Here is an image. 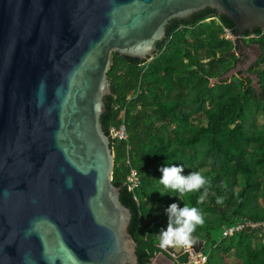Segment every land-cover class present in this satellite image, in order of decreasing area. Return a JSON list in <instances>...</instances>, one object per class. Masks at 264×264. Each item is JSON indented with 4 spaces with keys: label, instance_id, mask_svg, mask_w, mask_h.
I'll return each mask as SVG.
<instances>
[{
    "label": "water",
    "instance_id": "95a60500",
    "mask_svg": "<svg viewBox=\"0 0 264 264\" xmlns=\"http://www.w3.org/2000/svg\"><path fill=\"white\" fill-rule=\"evenodd\" d=\"M206 9L233 24L246 66L261 56L242 36L264 30V0H0V264H138L100 122L107 74L113 54L153 60L170 22ZM246 66L210 84L239 73L258 91Z\"/></svg>",
    "mask_w": 264,
    "mask_h": 264
},
{
    "label": "trees",
    "instance_id": "16d2710c",
    "mask_svg": "<svg viewBox=\"0 0 264 264\" xmlns=\"http://www.w3.org/2000/svg\"><path fill=\"white\" fill-rule=\"evenodd\" d=\"M219 23L235 34L226 17L206 9L170 22L149 62L113 54L100 122L106 136L125 128V141L110 138L111 183L130 211L128 233L138 264H149L161 252L159 232L173 202L201 210L205 223L192 235L204 242L206 264H264V231L245 228L223 237L238 223L264 222V126L255 124L258 114L264 117V36L244 41L262 52L254 67L258 91L250 79L236 76L211 85L236 62V47L223 38ZM171 163L183 166L181 175L199 171L209 179L202 203L197 201L203 189L178 199L158 182L160 167ZM132 171L138 184L129 191ZM185 262L186 255L177 259Z\"/></svg>",
    "mask_w": 264,
    "mask_h": 264
},
{
    "label": "clouds",
    "instance_id": "9594fccd",
    "mask_svg": "<svg viewBox=\"0 0 264 264\" xmlns=\"http://www.w3.org/2000/svg\"><path fill=\"white\" fill-rule=\"evenodd\" d=\"M161 175L158 182L166 189L177 193L178 199L186 194L198 192L203 189L197 203H202L208 195L209 179L199 171H190L188 175H181L183 166L173 164L163 165L159 169ZM217 203H222V198H217ZM166 214L168 223L159 232L162 247L191 246L194 242L193 233L197 226L205 223L201 210L188 204L180 207L177 202L171 203Z\"/></svg>",
    "mask_w": 264,
    "mask_h": 264
},
{
    "label": "built area",
    "instance_id": "2783aa9c",
    "mask_svg": "<svg viewBox=\"0 0 264 264\" xmlns=\"http://www.w3.org/2000/svg\"><path fill=\"white\" fill-rule=\"evenodd\" d=\"M219 26H221L220 23H219ZM222 30H223V38L226 40H229L233 43L235 36L230 32V30L225 29L224 27H222ZM262 36H264V30L261 31L260 34H249L248 36L243 35L242 39L244 41H248V40L258 39ZM109 137L113 140L125 141L126 140V133H125L124 126H120L118 129H111ZM127 180H128L127 188L129 191H132L138 184L136 173L134 171H132L131 175L128 177ZM245 228H251L254 230L264 231V222L252 223V222L246 221V222L238 223L235 226L226 228L223 231V237H230L233 234L244 230ZM182 255H186V262L184 264H206V262H207V259L203 255L202 252L195 254L193 252V250L190 249L189 246L183 247V254Z\"/></svg>",
    "mask_w": 264,
    "mask_h": 264
},
{
    "label": "flooded vegetation",
    "instance_id": "af4514ba",
    "mask_svg": "<svg viewBox=\"0 0 264 264\" xmlns=\"http://www.w3.org/2000/svg\"><path fill=\"white\" fill-rule=\"evenodd\" d=\"M250 33H252V32H250ZM245 45H253V44L249 43V42H246ZM233 52H234V56L236 58V62L234 63L233 68L234 67L245 68V66L247 64L246 61L250 60V56H249L250 55V51L248 53H242L241 54V53H239L238 49L235 48ZM259 58L260 57H258L254 62H251V64H248L246 66L247 67V69H246V73L247 74H254V67H255L257 61L259 60ZM246 79H248V78H246ZM157 255L155 257H157ZM155 257H154V259H155ZM151 263H152V261L149 264H151ZM159 264H168V260H166V259L165 260H161L159 262Z\"/></svg>",
    "mask_w": 264,
    "mask_h": 264
},
{
    "label": "rangeland",
    "instance_id": "374dc122",
    "mask_svg": "<svg viewBox=\"0 0 264 264\" xmlns=\"http://www.w3.org/2000/svg\"><path fill=\"white\" fill-rule=\"evenodd\" d=\"M252 53H250V57H251ZM249 60L246 61V63H248ZM238 75V76H237ZM233 76H237L238 78H241L240 74L239 73H235V74H232V76L230 78H228L227 82L233 77ZM212 81V80H211ZM212 83V82H211ZM255 124L257 127H260L262 128V126H264V117L261 115V114H258L257 115V118L255 119ZM232 259L231 256H228L225 258L226 262H230ZM156 259H153L152 260V263L151 264H154ZM160 262V261H159ZM159 262L157 261L156 264H159Z\"/></svg>",
    "mask_w": 264,
    "mask_h": 264
},
{
    "label": "crops",
    "instance_id": "0c3cea01",
    "mask_svg": "<svg viewBox=\"0 0 264 264\" xmlns=\"http://www.w3.org/2000/svg\"><path fill=\"white\" fill-rule=\"evenodd\" d=\"M170 248H171V246H170ZM174 249L177 250V246H175ZM161 254H162V252H160V253L157 255L154 264H156L157 261L159 262V261H161V260H165V258H163V257L161 256ZM162 255H164V254H162Z\"/></svg>",
    "mask_w": 264,
    "mask_h": 264
}]
</instances>
